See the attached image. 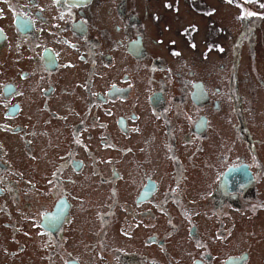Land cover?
<instances>
[{
    "label": "flooded vegetation",
    "instance_id": "af4514ba",
    "mask_svg": "<svg viewBox=\"0 0 264 264\" xmlns=\"http://www.w3.org/2000/svg\"><path fill=\"white\" fill-rule=\"evenodd\" d=\"M149 6L0 0V264H264L263 142L243 94L264 102V9L231 43L226 110L223 78L197 64L209 54L150 51ZM184 31L199 54L200 28ZM90 180L106 191L89 203Z\"/></svg>",
    "mask_w": 264,
    "mask_h": 264
},
{
    "label": "rangeland",
    "instance_id": "374dc122",
    "mask_svg": "<svg viewBox=\"0 0 264 264\" xmlns=\"http://www.w3.org/2000/svg\"><path fill=\"white\" fill-rule=\"evenodd\" d=\"M165 1L166 0H143V7H145V3H148L150 5L149 7L151 12L153 11L154 13L155 10L157 11L156 20L151 19L154 15H150L148 20L144 19L145 14L142 15L146 33L149 34V36H147V40L150 51L155 52L157 56H161L166 59L169 64L172 59L178 58L173 56L171 58V55H169L170 53L175 52V48L187 53L186 60L188 61L194 60L193 57L195 56L199 57L201 53L203 55L209 54L207 56L209 60L201 63L198 61L197 64L200 65V68L205 67L207 72L205 79L208 82H215L216 80V83H218L221 78H223L224 82L222 83L224 94L222 99L224 100L225 109L231 110L227 108V106L230 105V100L228 98L229 88L227 85L224 87V83H229L230 81V74L228 71V68L231 66L230 60H232L230 57V46L237 34L240 35L241 33H248L247 24L249 25V22L253 25L254 23L257 24L262 20V14L259 12V9H264V0H255L254 2H247L250 0H179L178 5L168 10L164 7ZM191 1L195 4L200 2L198 5L200 10L211 11L213 16L208 15L204 17L203 15L198 14V12L193 11ZM232 1H238L237 6L234 5ZM250 13L252 15H249ZM194 26H198L200 28V32L194 36L198 44L197 51L199 52V54L195 55L193 54L194 52L187 46L192 37L189 38L190 35H186L184 31V29L192 28ZM257 34L259 35L258 39L260 40L261 46L259 49L260 54L257 66L264 68V29L257 28ZM174 41H177L178 45H176ZM218 45L223 47L222 57L218 55V52H215L218 49ZM241 55H245L243 64L251 66L255 65L253 53L247 45L242 47ZM221 63H224L228 67L224 70L220 69ZM5 64H10V62H6ZM243 92L244 97L246 96L247 98L249 107V110L244 108V111L249 117V121L247 122H249L248 124L252 129L254 137L256 139H262L263 145H261V148H263L264 158V102L257 104L258 102H256V96L253 95L251 85L249 90L246 89ZM255 115L258 117L256 118ZM254 127L256 129H254ZM226 129L228 128L225 124H223L222 131L225 132ZM224 134L226 135V133ZM236 134H238L237 131L234 135L227 136L226 140L237 142L235 136ZM242 151L243 143L237 142L236 153L241 155ZM96 188L102 190V192L106 191V187L97 186L94 180H90L88 190L86 191V199L89 203L93 202L94 199L89 194L92 193V190H96ZM84 191L85 189L82 193ZM261 214L264 216L263 212H261ZM257 224L258 223H256V225Z\"/></svg>",
    "mask_w": 264,
    "mask_h": 264
},
{
    "label": "snow or ice",
    "instance_id": "6c2138e0",
    "mask_svg": "<svg viewBox=\"0 0 264 264\" xmlns=\"http://www.w3.org/2000/svg\"><path fill=\"white\" fill-rule=\"evenodd\" d=\"M249 15H252L251 13Z\"/></svg>",
    "mask_w": 264,
    "mask_h": 264
}]
</instances>
